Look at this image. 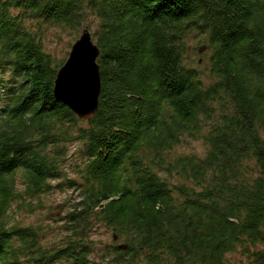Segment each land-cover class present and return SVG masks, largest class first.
<instances>
[{"label": "trees", "instance_id": "1", "mask_svg": "<svg viewBox=\"0 0 264 264\" xmlns=\"http://www.w3.org/2000/svg\"><path fill=\"white\" fill-rule=\"evenodd\" d=\"M50 26L93 28L101 89L88 120L53 95L65 59L45 50ZM196 35L206 58L191 61ZM188 137L202 156L173 152ZM16 179L33 199L60 179L78 188L58 239L7 223L16 200L34 210ZM94 224L113 243L96 248ZM94 252L264 264V0H0V264H99Z\"/></svg>", "mask_w": 264, "mask_h": 264}, {"label": "rangeland", "instance_id": "2", "mask_svg": "<svg viewBox=\"0 0 264 264\" xmlns=\"http://www.w3.org/2000/svg\"><path fill=\"white\" fill-rule=\"evenodd\" d=\"M35 26H38L35 24ZM40 28V27H38ZM92 31V26L89 28ZM70 29H61L57 26H50L43 28L40 31L42 35L43 44L47 53L53 56L56 60L66 59L68 52L70 50L71 44L78 38L79 33L75 35ZM188 44V55L190 60H202L206 58L205 47L199 42V37L190 36L187 39ZM196 48V49H195ZM65 61V60H64ZM78 125H81L78 122ZM76 144H68L66 149L67 153L63 160V168L67 170L66 177L76 178V174L71 172L70 169L73 168L74 164L80 159V153H77ZM205 150L204 144L200 139L186 138L182 144L177 146L174 153H183V154H195L197 156H202ZM17 180V190L20 192L21 197L24 200L32 202L34 208L33 211H26L22 206V203H19L18 200L12 203V209L7 214V223L16 224V225H40L45 231V236L47 241H53L58 239L63 234V222L64 215L72 210L73 205L79 201L78 188H68V182L65 179H60L59 181H53L51 183L56 184L59 182L61 185L59 187L55 186L50 192L42 193L39 196L28 197L25 196L22 192L24 185L20 184V180ZM45 225V226H44ZM90 235L87 237L91 238L96 248L100 249L106 244L113 243L112 232L106 230L94 224L93 227L89 230ZM116 240V239H114ZM120 241V240H116ZM99 264H110L107 259L100 258L96 252L91 255ZM231 261H234L235 257H230Z\"/></svg>", "mask_w": 264, "mask_h": 264}, {"label": "water", "instance_id": "3", "mask_svg": "<svg viewBox=\"0 0 264 264\" xmlns=\"http://www.w3.org/2000/svg\"><path fill=\"white\" fill-rule=\"evenodd\" d=\"M99 48L87 27L71 44L68 55L58 68L52 92L74 115L90 119L97 107L101 80L97 58Z\"/></svg>", "mask_w": 264, "mask_h": 264}, {"label": "bare ground", "instance_id": "4", "mask_svg": "<svg viewBox=\"0 0 264 264\" xmlns=\"http://www.w3.org/2000/svg\"><path fill=\"white\" fill-rule=\"evenodd\" d=\"M20 208H23L22 206H20Z\"/></svg>", "mask_w": 264, "mask_h": 264}]
</instances>
